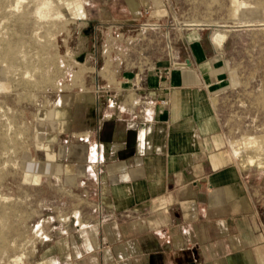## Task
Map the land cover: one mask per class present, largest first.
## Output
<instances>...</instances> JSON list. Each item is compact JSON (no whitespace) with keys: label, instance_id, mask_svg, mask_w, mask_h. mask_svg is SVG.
Instances as JSON below:
<instances>
[{"label":"crops","instance_id":"1","mask_svg":"<svg viewBox=\"0 0 264 264\" xmlns=\"http://www.w3.org/2000/svg\"><path fill=\"white\" fill-rule=\"evenodd\" d=\"M156 5L94 8L120 21ZM194 35L172 67L169 56L91 67L80 54L35 163L65 189V219L32 264H264V161L228 131L226 60Z\"/></svg>","mask_w":264,"mask_h":264},{"label":"rangeland","instance_id":"2","mask_svg":"<svg viewBox=\"0 0 264 264\" xmlns=\"http://www.w3.org/2000/svg\"><path fill=\"white\" fill-rule=\"evenodd\" d=\"M157 1L126 16L116 8L115 21L94 8L110 0H0V264H32L65 219V189L35 163L45 158L48 105L79 82L82 52L91 67L136 65L185 53L199 32L226 60L228 131L264 161V0Z\"/></svg>","mask_w":264,"mask_h":264},{"label":"bare ground","instance_id":"3","mask_svg":"<svg viewBox=\"0 0 264 264\" xmlns=\"http://www.w3.org/2000/svg\"><path fill=\"white\" fill-rule=\"evenodd\" d=\"M18 1H19V0H18ZM20 3H21V2H20ZM20 3H19V4H20ZM16 5H17V4H16ZM39 15L42 16L43 13L40 12ZM224 38H225V37H224L223 34L218 33V34L215 36V41H216V43H217L218 45H221V43L223 42Z\"/></svg>","mask_w":264,"mask_h":264},{"label":"built area","instance_id":"4","mask_svg":"<svg viewBox=\"0 0 264 264\" xmlns=\"http://www.w3.org/2000/svg\"><path fill=\"white\" fill-rule=\"evenodd\" d=\"M172 59H173V58H172ZM172 66H176V62H175V61H173ZM170 69H171V68H169V70H170ZM168 73H169V71H168ZM164 104L166 105V104H168V102L165 101Z\"/></svg>","mask_w":264,"mask_h":264}]
</instances>
